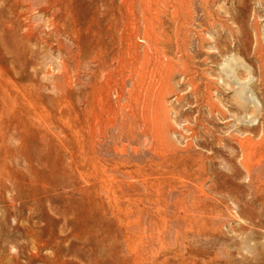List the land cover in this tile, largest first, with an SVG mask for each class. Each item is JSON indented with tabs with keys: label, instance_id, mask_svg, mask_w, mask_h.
Listing matches in <instances>:
<instances>
[{
	"label": "rangeland",
	"instance_id": "374dc122",
	"mask_svg": "<svg viewBox=\"0 0 264 264\" xmlns=\"http://www.w3.org/2000/svg\"><path fill=\"white\" fill-rule=\"evenodd\" d=\"M0 264H264V0H0Z\"/></svg>",
	"mask_w": 264,
	"mask_h": 264
},
{
	"label": "bare ground",
	"instance_id": "6f19581e",
	"mask_svg": "<svg viewBox=\"0 0 264 264\" xmlns=\"http://www.w3.org/2000/svg\"><path fill=\"white\" fill-rule=\"evenodd\" d=\"M149 13H151V12H149ZM151 16V15H150ZM155 19V18H154ZM155 53H156V51H155ZM149 53L148 52H145V54L143 55V59H148V57H149ZM138 57H139V55H138ZM140 58V57H139ZM161 60V59H160ZM144 61V60H143ZM135 64H137V63H135ZM144 66V65H143ZM134 67H135V65H134ZM137 67V66H136ZM131 70V69H130ZM143 70H144V68H143ZM135 71L137 72V70H136V68H135ZM142 72V71H141ZM138 73V72H137ZM136 73V74H137ZM152 73V72H151ZM132 74H133V72H132ZM160 93V92H159ZM146 97V96H145ZM160 98H159V101H158V103L156 104V106H154L153 108V110H152V118H150L149 116H148V113L147 112H145L144 113V122H145V124H150V122H149V120L151 119V122H152V124H151V126H153V134H154V136L156 137V139L157 140H162V137H168V135L166 134V133H162V132H164V131H161V127H162V119H161V116H162V114L164 113V110H163V99H162V95L161 96H159ZM132 101H135V100H132ZM148 104V103H147ZM149 108V107H148ZM148 108H147V106H146V110H148ZM132 110V109H131ZM150 118V119H149ZM166 119V118H165ZM164 121H166V120H164ZM186 148H188V149H191V148H193V144H192V142L191 141H189L188 143H187V145H186ZM252 154V153H251ZM47 185V184H46ZM95 188V187H94ZM40 195V194H39ZM83 205V204H82ZM35 207V206H34ZM54 207V206H53ZM96 214V213H95ZM48 215V214H47ZM55 216V215H54ZM53 217V216H52ZM30 225V224H29ZM33 225H35V224H33ZM135 225V224H134ZM34 227V226H33ZM72 227V226H71ZM23 228V227H22ZM39 229V228H38ZM85 230H86V228H85ZM107 230H109V229H107ZM104 231V230H103ZM106 232V231H105ZM104 232V233H105ZM29 233V232H28ZM39 233V232H38ZM59 233V232H58ZM93 233V232H92ZM35 234V233H34ZM32 235V234H31ZM54 236V235H53ZM80 236V235H79ZM60 237V236H59ZM62 238V237H61ZM48 239V238H47ZM94 239V238H93ZM60 240V239H59ZM38 251V250H37ZM40 253V252H39ZM29 255V254H28ZM31 255V254H30ZM55 255V254H54ZM48 256V255H47ZM56 256V255H55ZM46 257V256H45ZM59 257V256H58ZM16 259V258H15ZM33 259V258H32ZM31 259V260H32ZM38 261V260H37ZM42 261V260H41ZM52 262V261H51Z\"/></svg>",
	"mask_w": 264,
	"mask_h": 264
}]
</instances>
